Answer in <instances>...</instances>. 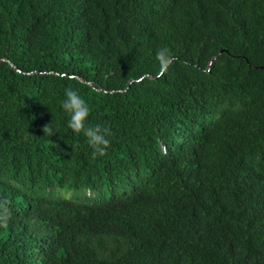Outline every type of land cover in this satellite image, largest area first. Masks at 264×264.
Here are the masks:
<instances>
[{"label":"trees","instance_id":"trees-1","mask_svg":"<svg viewBox=\"0 0 264 264\" xmlns=\"http://www.w3.org/2000/svg\"><path fill=\"white\" fill-rule=\"evenodd\" d=\"M0 264H264V0H0Z\"/></svg>","mask_w":264,"mask_h":264},{"label":"clouds","instance_id":"clouds-1","mask_svg":"<svg viewBox=\"0 0 264 264\" xmlns=\"http://www.w3.org/2000/svg\"><path fill=\"white\" fill-rule=\"evenodd\" d=\"M161 68H166L167 61L170 58L168 49L161 48L157 52ZM60 108L67 115L66 125L74 133H83L87 138V143L93 150V155H103L110 145L108 138L110 129L100 124L91 125L89 123L90 107L87 101L79 94V91L71 86H66L63 90V96L59 101ZM57 131L50 126V123L44 126V133L51 135ZM6 212V209H4Z\"/></svg>","mask_w":264,"mask_h":264},{"label":"rangeland","instance_id":"rangeland-1","mask_svg":"<svg viewBox=\"0 0 264 264\" xmlns=\"http://www.w3.org/2000/svg\"><path fill=\"white\" fill-rule=\"evenodd\" d=\"M64 195L70 196L72 192L62 191ZM92 192L90 190H87V194H91Z\"/></svg>","mask_w":264,"mask_h":264}]
</instances>
